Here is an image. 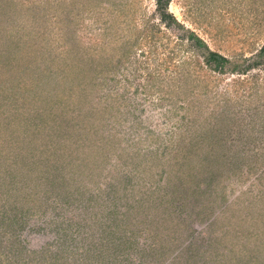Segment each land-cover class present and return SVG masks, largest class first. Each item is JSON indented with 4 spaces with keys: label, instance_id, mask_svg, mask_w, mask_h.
<instances>
[{
    "label": "rangeland",
    "instance_id": "rangeland-1",
    "mask_svg": "<svg viewBox=\"0 0 264 264\" xmlns=\"http://www.w3.org/2000/svg\"><path fill=\"white\" fill-rule=\"evenodd\" d=\"M60 1L0 0V81L50 70L49 93H35L45 106L0 94V191L13 186L0 196V264H264V56L199 82L182 65L199 51L153 0ZM168 11L229 59L264 43V0H170ZM19 47L31 69L13 61ZM184 86L205 93L202 129L183 118ZM186 160L216 174L188 191L173 179ZM27 195L30 207L16 200Z\"/></svg>",
    "mask_w": 264,
    "mask_h": 264
},
{
    "label": "trees",
    "instance_id": "trees-1",
    "mask_svg": "<svg viewBox=\"0 0 264 264\" xmlns=\"http://www.w3.org/2000/svg\"><path fill=\"white\" fill-rule=\"evenodd\" d=\"M60 2H63V0H61ZM169 2H170V0H153V5L155 8V14H156L158 20L160 21V23H162L165 27H169L171 25V26L177 27L178 29H180L182 31H185L186 39H187L186 41H189L191 48L193 47L199 51V55L201 58L200 61L197 58L194 61H188V62L182 63V65L188 66L186 68V71L187 70L191 71L190 76H194L196 78H199V82L201 81V78H204L203 76H201V73H200L203 69L204 70L207 69L209 71H212L213 73L216 72L218 74H226V73L230 74V75H232L233 73L245 74L246 71L249 70V68H251L252 66H254L256 64L257 61L254 58H262L264 56V43L254 53V56L252 57V59L249 57L246 58V57H241V56L233 58V59H229L226 56L224 57L217 52H213V51L209 50L200 38H198L192 32H190L188 30H184V28H182V25H180L179 22H177V20L175 19V17L168 11ZM41 18H42V21H45V22H47L49 20L50 25H51L52 22L50 20L51 18L49 15L46 17V15L42 14ZM53 21H55V19H53ZM56 24L61 25V22L59 19L55 21V25ZM146 29H147V32H149V33H152V34L158 33V30L155 28H146ZM20 46H22V44ZM22 52H23V49L21 51V49L19 47V52L18 51L16 52L17 54L14 55L13 61H15V63L16 62L20 63L19 67H23V70L31 69L32 65L29 63H32V61H30V60L26 61V59H28L30 57L29 52H26L24 57H22L23 56ZM58 53L56 55H58ZM69 54L70 53L66 50L64 59L69 60L71 62V64L72 63L73 64L78 63V62L75 63V59L68 58ZM27 63H28V65H27ZM34 65H35L36 69H39V66H40L39 63L34 62ZM42 68L43 69L41 70V72H39L40 75L34 74V75H30L29 77H24V76L20 75L19 77H17L18 76V74H17L14 76V79H12V80H10V78H7V79L4 78L2 81H0V94L5 93V96L10 97V93H12L11 96H15V97L11 98L9 101L16 100L19 97V98H23L22 99L23 104L31 103V105H33V103L34 104L38 103V104H40V106L41 105L45 106L44 98L46 96L48 97L50 95L49 94H45L42 96L35 95V93L40 94L44 91L49 93L47 87L39 86L42 84L41 81H43L42 80L43 77L45 75H47L48 72L50 71L46 67H42ZM72 69H74V68L69 67V70H72ZM68 72L69 71L65 69L66 75ZM69 73H72V72H69ZM190 76H187V77H190ZM67 78H68V76H67ZM30 79H33V80H30ZM239 81H240L241 86L246 87L248 89V91L251 89L252 82H250V81L245 82L243 79H240ZM4 82L7 83L9 86L7 85V87L5 88L3 85ZM32 84H35V85H32ZM65 85L67 86L66 83H65ZM259 85H260L259 88L264 87V79H261V84H259ZM186 86H184V88L181 90V94L183 96V99L185 100V102H184L185 106L180 107V109H182L184 112L183 118H184V120L187 118L190 125L192 123L194 124L195 122H200L199 124L201 125L202 124L201 123L202 116H201L200 111H201L202 107L199 108L197 103L199 105L203 104V99L200 101L198 95L200 93L201 94H205V93L198 91L195 94V91L193 88L187 89L188 87H186ZM26 91H27V93H29V95H22L21 94L22 92L24 93ZM32 92L34 93V96L32 95ZM234 92H235V94H237L236 90H234ZM196 98H198V101H195ZM5 101H6V99H5ZM2 104H4V103H2ZM218 105H219L218 103L215 104V106H218ZM255 108H257V107H255ZM43 111H46V110L43 109ZM5 112H6V110H5ZM193 112L196 115H194ZM5 118H6V120H9L8 115ZM8 124H11V123L8 122L6 124V126H8ZM186 128L189 129V131H190L191 126L186 125ZM192 128H193V126H192ZM201 129H202V125H201ZM176 136H177V141H173V142L177 143V145L180 146V147H178V149H181V144L186 142L187 139L192 140V138H193V135H191L190 133L183 134V135H181L182 137H180L178 135H176ZM185 137H188V138L184 139ZM187 143L190 146H193L191 142L187 141ZM14 144H16V147L18 148L19 143H14ZM214 153H216V154H214L215 156L212 155V157L209 159L205 158V164H204L205 166L208 165V163H210L212 166H214L215 163H218V160L221 157V153H220V151L219 152L214 151ZM24 155L26 156V154H24ZM171 155H177V154H171ZM194 163L195 164L192 163V160L191 161L186 160L183 162H178V164H177V161H175V163H174V166L175 167L177 166L175 171H177L178 174H175V177H173V179L174 180H181V182L183 184L187 185L186 187H187L188 191H191V190L195 191L196 189H200V185H202L201 182L205 181L204 179L206 177H209L211 179V177H213L216 174V170H213V169H210L208 171H202V173H201L200 169L197 168L198 167L197 163L196 162H194ZM194 165H196V170L194 171V175H193L192 172L194 169ZM12 187L1 188L0 196L6 197L8 195L7 192L9 190L13 189ZM3 191H5V192H3ZM16 200L19 202L22 201L23 205H25V206L28 205V207L34 205L32 196L27 195L24 198H18V199L16 198ZM160 227L163 229V222H162V225H160ZM85 254H88V253L86 252ZM3 259L4 258H1L0 261H2Z\"/></svg>",
    "mask_w": 264,
    "mask_h": 264
}]
</instances>
